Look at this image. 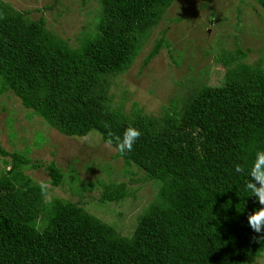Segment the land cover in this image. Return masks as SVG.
Masks as SVG:
<instances>
[{
	"label": "trees",
	"instance_id": "1",
	"mask_svg": "<svg viewBox=\"0 0 264 264\" xmlns=\"http://www.w3.org/2000/svg\"><path fill=\"white\" fill-rule=\"evenodd\" d=\"M94 1L90 27L78 45L0 0V93L59 133L96 131L141 135L116 155L144 171L158 189L130 235L92 215L77 201L43 202L26 173V152L0 145V264H248L264 249V234L247 217L261 207L245 190L256 152L264 150V68L225 54L223 83L202 85L162 115L125 113L112 103L111 77L126 70L174 0ZM264 9V0H253ZM168 45L156 41L144 64ZM233 62L234 64H232ZM107 125V127H105ZM113 148H115L113 146ZM245 168L243 174L235 164ZM53 186L63 182L46 164ZM93 184H91L92 186ZM125 182L102 184L100 203L128 196Z\"/></svg>",
	"mask_w": 264,
	"mask_h": 264
},
{
	"label": "rangeland",
	"instance_id": "2",
	"mask_svg": "<svg viewBox=\"0 0 264 264\" xmlns=\"http://www.w3.org/2000/svg\"><path fill=\"white\" fill-rule=\"evenodd\" d=\"M26 11L32 19L44 18L46 27L78 45L81 30L89 28L94 1L5 0ZM168 45L144 64L156 41ZM242 49L241 60L264 68V9L253 0H174L159 23L150 30L141 50L124 71L111 77L112 103L125 113L162 115L178 107L202 85L223 83L225 54ZM234 64L233 62H231ZM86 140L59 133L25 109L10 92L0 93V145L8 151L26 152L35 168L25 173L35 182H46L53 197L77 201L92 215L130 235L158 189L144 171L127 165L106 147L96 131ZM54 161L63 182L53 186L45 165ZM4 168L0 158V172ZM125 182L129 194L119 201L100 203L102 184ZM91 184H93L91 186ZM250 264H264V249Z\"/></svg>",
	"mask_w": 264,
	"mask_h": 264
},
{
	"label": "clouds",
	"instance_id": "3",
	"mask_svg": "<svg viewBox=\"0 0 264 264\" xmlns=\"http://www.w3.org/2000/svg\"><path fill=\"white\" fill-rule=\"evenodd\" d=\"M140 135V131L132 126L127 127L122 135H117L109 130L107 138L105 139V145L109 148L114 146L123 155L132 150L134 143L139 139ZM81 139L84 141L87 137H82ZM234 170L238 174L245 172V168L239 163L235 164ZM247 177L245 190L250 192V195L254 196L261 205V207L255 209L248 215V224L254 232L264 234V150L256 152L255 159L247 171ZM38 186L43 197V202L51 205L53 203V196L50 191V186L44 181H40ZM257 256H254L253 259Z\"/></svg>",
	"mask_w": 264,
	"mask_h": 264
}]
</instances>
